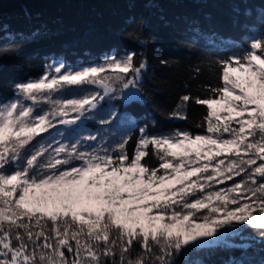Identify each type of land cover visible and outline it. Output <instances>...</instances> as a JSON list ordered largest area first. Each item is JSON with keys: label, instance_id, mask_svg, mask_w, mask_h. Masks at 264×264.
Listing matches in <instances>:
<instances>
[{"label": "snow or ice", "instance_id": "1", "mask_svg": "<svg viewBox=\"0 0 264 264\" xmlns=\"http://www.w3.org/2000/svg\"><path fill=\"white\" fill-rule=\"evenodd\" d=\"M242 15L251 20L252 9ZM247 20L239 41L190 29L189 43L226 54L209 61L218 82L180 95L166 118L206 106L195 125L203 134L150 131L154 120L104 107L143 102L151 37L135 17L125 35L137 49L78 66L51 57L40 75L14 82L0 97V264H205L199 253L215 249L242 253L224 264H264L247 259L264 253V7Z\"/></svg>", "mask_w": 264, "mask_h": 264}, {"label": "trees", "instance_id": "2", "mask_svg": "<svg viewBox=\"0 0 264 264\" xmlns=\"http://www.w3.org/2000/svg\"><path fill=\"white\" fill-rule=\"evenodd\" d=\"M246 7L252 9L251 20L242 15ZM260 7H264L260 0H250L248 4L235 0H0V97L12 96L14 82L40 75L51 57L78 66L96 62L110 50L137 49L138 45L125 35L132 27L127 23L129 17H135L143 23L145 35L151 37L143 49L149 63L143 102L105 101L104 107L114 105L121 112L131 113L141 125L154 120L156 125L150 131L188 128L203 134L205 129L195 125L203 120L206 106L190 103L187 120L166 118L180 95L201 94L203 85L218 82L217 70L209 61L217 54H226L204 40L189 43L190 29L197 23L205 32L239 41L245 35L242 26L246 20L255 22ZM10 32L36 35L22 43L10 39ZM157 47L162 52L154 51ZM161 58H175L178 62L165 67L159 63ZM201 61V72L192 79L190 67ZM87 127L95 129L97 125L88 122ZM132 147L130 144L129 151ZM241 255L239 250L220 249L199 253L205 264H224ZM262 257L264 253L257 249L247 259L259 261Z\"/></svg>", "mask_w": 264, "mask_h": 264}, {"label": "rangeland", "instance_id": "3", "mask_svg": "<svg viewBox=\"0 0 264 264\" xmlns=\"http://www.w3.org/2000/svg\"><path fill=\"white\" fill-rule=\"evenodd\" d=\"M115 100H106V102H114ZM219 107V106H217ZM192 147H195V145H192ZM176 151H180V149H175ZM168 184H171V183H174V181H169V182H166Z\"/></svg>", "mask_w": 264, "mask_h": 264}]
</instances>
